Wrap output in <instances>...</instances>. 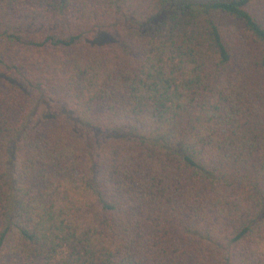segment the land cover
Wrapping results in <instances>:
<instances>
[{"label": "trees", "instance_id": "trees-1", "mask_svg": "<svg viewBox=\"0 0 264 264\" xmlns=\"http://www.w3.org/2000/svg\"><path fill=\"white\" fill-rule=\"evenodd\" d=\"M3 259L264 264V0H0Z\"/></svg>", "mask_w": 264, "mask_h": 264}, {"label": "rangeland", "instance_id": "rangeland-1", "mask_svg": "<svg viewBox=\"0 0 264 264\" xmlns=\"http://www.w3.org/2000/svg\"><path fill=\"white\" fill-rule=\"evenodd\" d=\"M2 261H7L5 264H23V261L16 259L15 261H12V259H3ZM36 263V262H35ZM1 264V262H0Z\"/></svg>", "mask_w": 264, "mask_h": 264}]
</instances>
